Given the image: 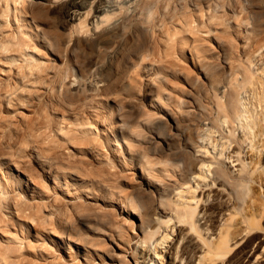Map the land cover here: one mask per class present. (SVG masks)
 <instances>
[{
  "label": "bare ground",
  "instance_id": "obj_1",
  "mask_svg": "<svg viewBox=\"0 0 264 264\" xmlns=\"http://www.w3.org/2000/svg\"><path fill=\"white\" fill-rule=\"evenodd\" d=\"M9 1L26 2L7 0L3 20L10 15ZM191 8L202 14L201 24L207 27L202 45L191 50L202 57L207 79L203 113L191 115L194 121L188 124L190 112L182 114L188 103L175 94V107L168 109L173 98L159 87L162 94L156 93L160 96L153 104L160 118L145 112L149 115L144 113L135 127L121 102L101 100L109 166L115 167L116 161L132 165L138 182L120 188L110 183L102 189L108 201L118 202L120 219L106 213L80 215L69 226L62 220L61 242L70 249L88 252L84 237L104 230L111 246L94 252L109 264H244L253 250L256 260L264 258V244L254 248L264 235V0H33L29 19L25 8L21 15L17 5L14 11L17 22L27 21L31 38H41V44L60 57L66 52L78 56L81 78L74 90L103 95L120 77L121 68L137 66L139 53L133 54L139 43L141 55L152 58L141 59L146 62L141 65L137 61L139 68L147 69L148 80L168 79L153 58L155 41L168 22H180L181 28L174 27L175 41L188 33L182 20ZM56 9L62 12L65 30L59 28V15H52ZM15 45L33 71L36 65L28 61L38 60L25 41L0 42V50L8 52ZM186 45L182 39V52ZM221 52L231 61V77L223 87L213 71L225 65L211 61ZM133 76L134 81H126L132 90ZM142 143L147 146L137 150ZM4 163L0 160L1 170ZM5 173L6 181L0 180L4 195L13 184L23 190L25 172ZM1 204L6 207L5 197Z\"/></svg>",
  "mask_w": 264,
  "mask_h": 264
},
{
  "label": "rangeland",
  "instance_id": "obj_2",
  "mask_svg": "<svg viewBox=\"0 0 264 264\" xmlns=\"http://www.w3.org/2000/svg\"><path fill=\"white\" fill-rule=\"evenodd\" d=\"M32 1L17 4L9 1L10 15L3 20L1 15L7 0H0V42L14 41L15 38L25 41L34 49L29 51L34 52L38 60L28 61L36 65L30 71L27 62L17 52L18 45L8 52L0 50V160L5 162L3 169H0V180L6 181L5 172L8 169L16 174L25 172L28 177L26 184L22 182L23 190H17L16 184L6 195L0 190V202L5 197L7 203L6 207L0 205V258L3 259L0 264H109L106 257L102 262L104 257L100 258L94 252H103L111 246L104 230L94 231L84 237L87 239L84 241L88 245V252L76 250L75 246L70 249L61 242L59 233L62 220L66 219L65 224L69 226L80 215L103 216L112 213L120 219L118 202L108 201L102 189L110 183L120 188L138 182L139 173L132 165L116 161L115 167L109 166L110 154L105 140L106 112L101 106V100L113 102L116 99L121 102L124 112L131 114V123L136 127L146 113H160L159 108L153 104L160 96L156 95L160 87L165 96L176 94L177 97L178 94L176 99L182 97L188 103L185 114H182L185 116L190 112L187 119L190 124L194 119L191 115L203 113L207 86L202 57L197 58L191 50L202 45V36H206L202 32L207 27L201 24L202 14L191 8L186 19L182 20L185 25L182 27L186 30L188 28L189 32L183 34L185 31H182V37L175 41V31L181 28L180 22H168L163 33L157 35L156 50H153V58L159 61V66L164 67L168 79L163 82L148 80L144 75L147 69L145 71L141 66L140 69L138 63L141 65L144 63L141 59L148 62L152 58L141 55L144 51L143 45L139 43L135 47L136 54H133L135 57L139 53V62L135 63L137 66L121 68L124 74L119 71L118 80L110 90L105 91L106 94L101 95L98 90H74V85H78L81 78L78 56L70 52H66L63 57L58 56L53 48L41 44V38H31L26 34L31 32L25 27L27 21L20 19L17 22L15 6L21 9L18 11L20 15L22 8H25L29 19V2ZM61 13V10L56 9L52 15H59V28L65 30L66 22ZM182 39L187 41L185 52L181 51ZM217 56L211 61L219 60L225 67L214 69L213 74L222 81L220 86L223 87L231 77V61L229 58L226 60L222 52ZM12 59L16 61L11 64ZM129 72L131 78L135 76V90L126 85V81H134ZM100 89L103 87L100 86ZM172 98L170 103L174 106L172 104L168 109L175 107L176 99ZM187 128L185 126L183 129L186 130H182L187 132ZM145 146V143L137 144L136 149ZM2 176L5 178L2 179ZM165 180L169 181L170 178ZM263 244L264 235L254 248L258 249ZM254 253V250L249 253L244 264H249L251 260L253 264H264V258L260 256L256 260Z\"/></svg>",
  "mask_w": 264,
  "mask_h": 264
}]
</instances>
